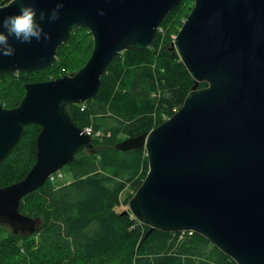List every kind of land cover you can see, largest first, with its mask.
<instances>
[{
  "label": "water",
  "instance_id": "1",
  "mask_svg": "<svg viewBox=\"0 0 264 264\" xmlns=\"http://www.w3.org/2000/svg\"><path fill=\"white\" fill-rule=\"evenodd\" d=\"M181 1L63 0L60 18L44 22L48 41H12L15 55L0 56V74L51 65L75 28L92 33L93 49L75 72L26 82L18 106L0 103V163L25 126H41L31 169L0 187V224L15 234L39 230V217L21 211L22 198L80 151L101 150L68 106L95 97L119 53L151 46ZM26 2L2 0L0 20ZM31 2L47 12L57 0ZM172 48L195 83L170 117L113 145L143 148L148 158L147 175L124 213L148 225L147 235L154 229L194 231L238 264H264V0H194ZM201 82L207 85L199 87Z\"/></svg>",
  "mask_w": 264,
  "mask_h": 264
},
{
  "label": "trees",
  "instance_id": "2",
  "mask_svg": "<svg viewBox=\"0 0 264 264\" xmlns=\"http://www.w3.org/2000/svg\"><path fill=\"white\" fill-rule=\"evenodd\" d=\"M193 3L182 0L167 15L151 46L119 53L95 97L68 106L79 127L102 132L94 138L102 148L77 153L63 168L70 180L48 179L22 198L21 211L42 222L32 235L13 233L1 240L0 264H238L194 231L154 229L147 235L150 227L122 207L145 179L148 158L143 148L121 151L113 145L162 123L192 89L195 80L172 43ZM92 48V33L75 28L51 65L1 73L0 103L18 106L26 82L72 73L70 67L82 59L86 63ZM206 85L201 82L199 87ZM40 130L38 124L25 126L19 142L0 163V187L23 179L31 169Z\"/></svg>",
  "mask_w": 264,
  "mask_h": 264
},
{
  "label": "clouds",
  "instance_id": "3",
  "mask_svg": "<svg viewBox=\"0 0 264 264\" xmlns=\"http://www.w3.org/2000/svg\"><path fill=\"white\" fill-rule=\"evenodd\" d=\"M63 0H57L53 8L47 12L35 7L34 2L21 3L19 10L3 16L0 20V56L15 55L12 41L30 44L33 40L48 41L50 34L44 30V22H54L60 18ZM103 15V10H100Z\"/></svg>",
  "mask_w": 264,
  "mask_h": 264
},
{
  "label": "rangeland",
  "instance_id": "4",
  "mask_svg": "<svg viewBox=\"0 0 264 264\" xmlns=\"http://www.w3.org/2000/svg\"><path fill=\"white\" fill-rule=\"evenodd\" d=\"M93 49V48H92ZM82 63H84L83 62V59L81 60V61H78L77 62V64L76 65H73V66H76V67H73V66H71L70 67V70L73 72H75V69L76 68H78L79 66H81L82 65ZM85 64V63H84ZM76 71H77V69H76ZM92 128V127H91ZM93 129V128H92ZM94 132L96 133V134H102V132L101 131H95L94 130ZM94 138H98V137H94ZM96 146V145H95ZM96 147H100V146H96ZM100 148H102V147H100ZM60 173H63L62 174V176H60V177H58V176H56V178L53 180V181H56V180H62L63 182H66V181H68V180H70L71 179V177L69 176V174L67 173V170H65V169H62L61 171H59ZM124 209H128V205L127 206H122ZM40 219V218H39ZM40 222H42V220L40 219ZM11 235H13V231H12V229H11V227H9L8 225H6V224H0V241L2 240V239H5V238H7V237H9V236H11Z\"/></svg>",
  "mask_w": 264,
  "mask_h": 264
},
{
  "label": "built area",
  "instance_id": "5",
  "mask_svg": "<svg viewBox=\"0 0 264 264\" xmlns=\"http://www.w3.org/2000/svg\"><path fill=\"white\" fill-rule=\"evenodd\" d=\"M84 131L87 132L88 134L92 135L93 137H98V138L101 137V133L100 134H96L91 127L84 128ZM56 176L60 177V176H62V173L56 172V173L52 174L49 177V179H51L53 181L56 178Z\"/></svg>",
  "mask_w": 264,
  "mask_h": 264
},
{
  "label": "bare ground",
  "instance_id": "6",
  "mask_svg": "<svg viewBox=\"0 0 264 264\" xmlns=\"http://www.w3.org/2000/svg\"><path fill=\"white\" fill-rule=\"evenodd\" d=\"M58 55V54H57Z\"/></svg>",
  "mask_w": 264,
  "mask_h": 264
}]
</instances>
